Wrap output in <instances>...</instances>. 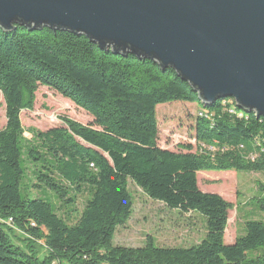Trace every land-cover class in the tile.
I'll return each mask as SVG.
<instances>
[{
  "label": "trees",
  "instance_id": "obj_1",
  "mask_svg": "<svg viewBox=\"0 0 264 264\" xmlns=\"http://www.w3.org/2000/svg\"><path fill=\"white\" fill-rule=\"evenodd\" d=\"M40 86L93 120L63 117L27 137L21 113L34 109ZM0 95V264H264V184L230 244L233 205L198 184L201 171L264 173L263 116L230 97L205 105L171 67L46 26L0 27ZM177 101L200 108L196 149L159 144L157 106ZM129 181L169 209L200 214L199 242L160 245L149 235L142 246L113 244L133 212Z\"/></svg>",
  "mask_w": 264,
  "mask_h": 264
},
{
  "label": "water",
  "instance_id": "obj_2",
  "mask_svg": "<svg viewBox=\"0 0 264 264\" xmlns=\"http://www.w3.org/2000/svg\"><path fill=\"white\" fill-rule=\"evenodd\" d=\"M84 34L173 68L205 105L264 117V0H0V27Z\"/></svg>",
  "mask_w": 264,
  "mask_h": 264
},
{
  "label": "rangeland",
  "instance_id": "obj_3",
  "mask_svg": "<svg viewBox=\"0 0 264 264\" xmlns=\"http://www.w3.org/2000/svg\"><path fill=\"white\" fill-rule=\"evenodd\" d=\"M199 113L200 108L194 103L177 101L158 105L159 144L162 147L179 149V146L191 143L196 149L195 121ZM63 117L83 124L93 120L88 112L74 102L44 86H40L36 93L34 109L21 113L27 137H31L29 128L44 131L63 125ZM5 124L6 105L0 95V127ZM260 183L264 184V173L229 170L201 171L198 174V184L202 191L217 193L233 205L229 212L226 243H232L242 233L245 216L249 212H255L252 202L261 191ZM128 186L134 199L133 212L127 223L117 228L113 244L138 247L144 245L150 235L160 245L189 246L202 238L205 224L200 214H182L169 209L163 203L150 199L132 181H129ZM15 232L21 235L18 230ZM39 251L42 255V248L39 247Z\"/></svg>",
  "mask_w": 264,
  "mask_h": 264
}]
</instances>
